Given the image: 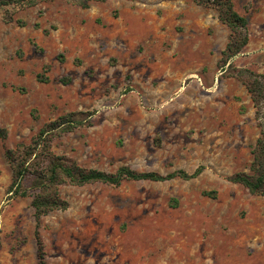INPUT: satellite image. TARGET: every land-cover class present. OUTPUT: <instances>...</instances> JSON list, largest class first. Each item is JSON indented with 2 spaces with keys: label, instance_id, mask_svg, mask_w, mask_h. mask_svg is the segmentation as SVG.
<instances>
[{
  "label": "rangeland",
  "instance_id": "obj_1",
  "mask_svg": "<svg viewBox=\"0 0 264 264\" xmlns=\"http://www.w3.org/2000/svg\"><path fill=\"white\" fill-rule=\"evenodd\" d=\"M234 4L250 38L229 64L264 75V0ZM230 34L194 0L0 8V264H40L32 199L9 197L6 153L70 112L92 125L53 149L84 167L204 171L61 187L69 208L40 227L47 264H264V196L230 181L251 173L260 136L247 87L219 65Z\"/></svg>",
  "mask_w": 264,
  "mask_h": 264
},
{
  "label": "trees",
  "instance_id": "obj_2",
  "mask_svg": "<svg viewBox=\"0 0 264 264\" xmlns=\"http://www.w3.org/2000/svg\"><path fill=\"white\" fill-rule=\"evenodd\" d=\"M44 1L46 0H0V8H30ZM65 1L82 8H89L92 2L103 3L108 0ZM194 1L205 8L215 9L219 20L231 30L229 42L219 63L224 69L230 60L242 53L249 44V20L236 10L234 0ZM4 20L14 21L13 16L9 14ZM18 23L25 25V22L20 20ZM229 68L231 75L247 87L256 109L255 117L260 128V136L252 150L251 173L237 172L230 177V181L242 185L253 195L264 196V75L250 69L235 68L232 64H229ZM39 78L44 79L42 75ZM92 115L93 113L85 112H70L62 115L45 124L29 143H19L16 148L6 153L7 159L13 166V180L8 188L9 197L32 199L37 223L36 240L40 264H47L45 246L40 234L43 217L53 211L69 208V202L62 196L61 187L95 183L117 187L125 181L165 182L176 178L191 180L199 177L204 171V167L201 166L192 174L177 170L162 175L153 171L139 172L129 166H122L115 173H109L84 167L67 156L57 154L53 149L54 142L78 128L91 126ZM204 195L214 196L215 192H204Z\"/></svg>",
  "mask_w": 264,
  "mask_h": 264
}]
</instances>
